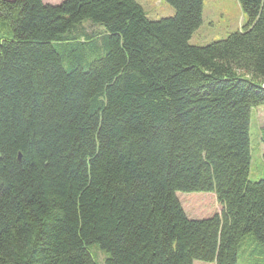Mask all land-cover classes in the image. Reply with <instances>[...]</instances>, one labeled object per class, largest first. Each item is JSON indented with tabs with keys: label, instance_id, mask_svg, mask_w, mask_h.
<instances>
[{
	"label": "trees",
	"instance_id": "obj_1",
	"mask_svg": "<svg viewBox=\"0 0 264 264\" xmlns=\"http://www.w3.org/2000/svg\"><path fill=\"white\" fill-rule=\"evenodd\" d=\"M165 1L151 19L137 0H0V264H97L93 243L103 264H238L242 247L264 264V0H237L246 23L205 45L204 0ZM177 191L220 212L189 218Z\"/></svg>",
	"mask_w": 264,
	"mask_h": 264
},
{
	"label": "rangeland",
	"instance_id": "obj_2",
	"mask_svg": "<svg viewBox=\"0 0 264 264\" xmlns=\"http://www.w3.org/2000/svg\"><path fill=\"white\" fill-rule=\"evenodd\" d=\"M55 1L58 3L62 0H44L45 3ZM137 1L142 4L147 16L151 19L170 16L174 13V9L165 0ZM246 20L247 18L237 0H204L201 24L192 33L189 43L205 45L223 39L231 32L241 30ZM2 24H5V22L0 21V33L4 29ZM87 28L90 29L89 26ZM250 134L251 163L249 178L250 180H257L264 177V104L255 106L251 110ZM176 196L189 218H206L220 209L216 195L212 191H177ZM261 247L259 248L262 249ZM88 248L97 264H103L104 254L98 245L93 243ZM254 251H258L255 246L252 254L258 258L260 254ZM248 257V251H244V247H242L239 251L238 264H257V261L249 263ZM193 264L214 263L195 259Z\"/></svg>",
	"mask_w": 264,
	"mask_h": 264
},
{
	"label": "crops",
	"instance_id": "obj_3",
	"mask_svg": "<svg viewBox=\"0 0 264 264\" xmlns=\"http://www.w3.org/2000/svg\"><path fill=\"white\" fill-rule=\"evenodd\" d=\"M61 2V1H60ZM59 3V2H58ZM57 1L55 2H50L49 4H58ZM141 4V3H140ZM142 5V4H141ZM216 212H220V209ZM248 251V254L251 252L250 249L247 250Z\"/></svg>",
	"mask_w": 264,
	"mask_h": 264
},
{
	"label": "water",
	"instance_id": "obj_4",
	"mask_svg": "<svg viewBox=\"0 0 264 264\" xmlns=\"http://www.w3.org/2000/svg\"><path fill=\"white\" fill-rule=\"evenodd\" d=\"M21 158V154L20 153H18V159H20Z\"/></svg>",
	"mask_w": 264,
	"mask_h": 264
}]
</instances>
